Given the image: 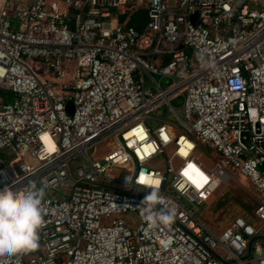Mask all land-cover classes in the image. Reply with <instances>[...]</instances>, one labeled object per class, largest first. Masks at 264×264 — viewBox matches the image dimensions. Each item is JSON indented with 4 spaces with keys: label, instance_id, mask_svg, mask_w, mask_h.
Wrapping results in <instances>:
<instances>
[{
    "label": "built area",
    "instance_id": "built-area-1",
    "mask_svg": "<svg viewBox=\"0 0 264 264\" xmlns=\"http://www.w3.org/2000/svg\"><path fill=\"white\" fill-rule=\"evenodd\" d=\"M235 175L259 224L217 234L199 213ZM30 185L39 247L0 264H264V0H0V188ZM146 185L174 223L149 228Z\"/></svg>",
    "mask_w": 264,
    "mask_h": 264
},
{
    "label": "clouds",
    "instance_id": "clouds-1",
    "mask_svg": "<svg viewBox=\"0 0 264 264\" xmlns=\"http://www.w3.org/2000/svg\"><path fill=\"white\" fill-rule=\"evenodd\" d=\"M151 190L139 206L149 228L174 223L175 209H165L158 187L146 185ZM45 191L30 185L17 192L10 187L0 188V257L28 252L39 247V231L43 225V199ZM158 206L159 210H158ZM148 234L147 231L145 233Z\"/></svg>",
    "mask_w": 264,
    "mask_h": 264
},
{
    "label": "rangeland",
    "instance_id": "rangeland-1",
    "mask_svg": "<svg viewBox=\"0 0 264 264\" xmlns=\"http://www.w3.org/2000/svg\"><path fill=\"white\" fill-rule=\"evenodd\" d=\"M73 71V68H72ZM38 74L42 78H46L44 70L42 67L38 68ZM66 82L69 85L74 83L73 74L68 78L61 80V82ZM182 99L174 102L175 105H180ZM166 113L165 109L158 111V116L163 117ZM182 116V111L178 112ZM169 120H173L172 117H169ZM158 123L152 124L153 127H156ZM88 156L92 161H98L102 157V150L97 149L96 151H88ZM215 159L220 160V157L215 154ZM7 162L6 159H3V163ZM83 162L82 158H79V164ZM9 162H7V165ZM209 165H212L208 162ZM151 168L164 171L165 170V160L163 158L158 159L150 166ZM111 175V174H110ZM121 176L122 172L117 171V174L113 176ZM258 203V193L256 189L252 186L251 182L241 176L235 175L231 177L230 180L225 182L211 197L203 210H200L199 217L217 234H221L226 229H228L235 220L243 218L249 220L252 225H258L259 222L255 218L256 206ZM131 218V216H126ZM134 217V216H132Z\"/></svg>",
    "mask_w": 264,
    "mask_h": 264
},
{
    "label": "bare ground",
    "instance_id": "bare-ground-1",
    "mask_svg": "<svg viewBox=\"0 0 264 264\" xmlns=\"http://www.w3.org/2000/svg\"><path fill=\"white\" fill-rule=\"evenodd\" d=\"M196 171L195 169V166L194 165H189L187 167V169H185V172H184V177H190L191 175L190 174H194ZM197 174V172H196ZM194 184H196V188L197 189H201L203 188L206 184H208V179H206L205 177L203 179H199V180H195L194 181Z\"/></svg>",
    "mask_w": 264,
    "mask_h": 264
},
{
    "label": "trees",
    "instance_id": "trees-1",
    "mask_svg": "<svg viewBox=\"0 0 264 264\" xmlns=\"http://www.w3.org/2000/svg\"><path fill=\"white\" fill-rule=\"evenodd\" d=\"M146 18H147L146 12H142V13L134 16V18L131 22V25L135 26L138 30H142V28L146 24V20H147Z\"/></svg>",
    "mask_w": 264,
    "mask_h": 264
},
{
    "label": "water",
    "instance_id": "water-1",
    "mask_svg": "<svg viewBox=\"0 0 264 264\" xmlns=\"http://www.w3.org/2000/svg\"><path fill=\"white\" fill-rule=\"evenodd\" d=\"M196 18V17H195ZM194 19V18H193ZM68 109H69V111L72 113V111H73V106H72V104H69L68 105ZM7 156L8 157H11V158H14L15 157V153L13 152V151H10V152H7ZM250 248H251V245H250Z\"/></svg>",
    "mask_w": 264,
    "mask_h": 264
},
{
    "label": "crops",
    "instance_id": "crops-1",
    "mask_svg": "<svg viewBox=\"0 0 264 264\" xmlns=\"http://www.w3.org/2000/svg\"><path fill=\"white\" fill-rule=\"evenodd\" d=\"M213 155H215L214 153H213ZM215 157V156H214ZM217 157H218V155H217Z\"/></svg>",
    "mask_w": 264,
    "mask_h": 264
}]
</instances>
